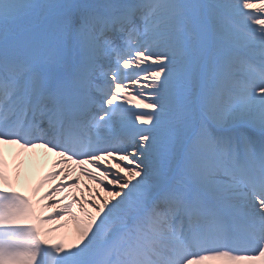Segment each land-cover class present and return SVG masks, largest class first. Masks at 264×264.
Segmentation results:
<instances>
[{
    "label": "snow or ice",
    "instance_id": "snow-or-ice-1",
    "mask_svg": "<svg viewBox=\"0 0 264 264\" xmlns=\"http://www.w3.org/2000/svg\"><path fill=\"white\" fill-rule=\"evenodd\" d=\"M0 264H264V0H0Z\"/></svg>",
    "mask_w": 264,
    "mask_h": 264
},
{
    "label": "bare ground",
    "instance_id": "bare-ground-1",
    "mask_svg": "<svg viewBox=\"0 0 264 264\" xmlns=\"http://www.w3.org/2000/svg\"><path fill=\"white\" fill-rule=\"evenodd\" d=\"M31 164L33 165L32 162H31ZM78 174H79L78 172H77L76 174H74V175H73V178H74L76 175H78ZM32 179H33V168H32V170H31V173H30V175L28 176L27 180H26V181H23V180H22V182L24 183V190H27L28 187L32 186V183H33V180H32ZM85 183H87V181H85V179H83V177H81V187H83ZM44 186H45V184H44ZM44 186H43V187H44ZM76 195L79 196L80 193H79V192H76ZM69 227H71V226H69Z\"/></svg>",
    "mask_w": 264,
    "mask_h": 264
}]
</instances>
